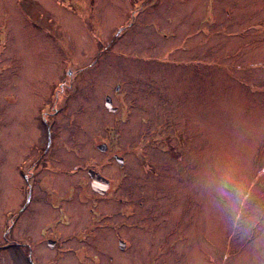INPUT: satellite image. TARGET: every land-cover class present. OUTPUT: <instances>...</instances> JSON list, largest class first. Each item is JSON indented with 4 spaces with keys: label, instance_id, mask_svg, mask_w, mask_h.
<instances>
[{
    "label": "rangeland",
    "instance_id": "rangeland-1",
    "mask_svg": "<svg viewBox=\"0 0 264 264\" xmlns=\"http://www.w3.org/2000/svg\"><path fill=\"white\" fill-rule=\"evenodd\" d=\"M226 167L264 215V0H0V264H264L206 188Z\"/></svg>",
    "mask_w": 264,
    "mask_h": 264
},
{
    "label": "clouds",
    "instance_id": "clouds-1",
    "mask_svg": "<svg viewBox=\"0 0 264 264\" xmlns=\"http://www.w3.org/2000/svg\"><path fill=\"white\" fill-rule=\"evenodd\" d=\"M206 188L218 209L232 221L235 230L249 232L264 221L260 208L252 207L253 191L251 186L240 179L230 169L211 173L207 176Z\"/></svg>",
    "mask_w": 264,
    "mask_h": 264
},
{
    "label": "flooded vegetation",
    "instance_id": "flooded-vegetation-1",
    "mask_svg": "<svg viewBox=\"0 0 264 264\" xmlns=\"http://www.w3.org/2000/svg\"><path fill=\"white\" fill-rule=\"evenodd\" d=\"M55 112H58V110H56ZM52 125H54V121H51V123L47 124L46 127H45V129L47 131V134H48V137L46 138V140L44 139V142H43L42 146L38 145L36 147H32L31 149H29L31 151V156L33 157L32 159H30V161H29L30 163L29 164H20V166H19V169H21V174H22L21 176L24 177V179H25V183L23 182V184H24V186L27 185L25 190H24V186H23V188L21 187L19 192L20 193L22 192L23 194L26 195V199H25L27 201V202H25L26 205H27L29 199L32 196V192H34V187L38 184L36 182V179H38L39 173L43 172L46 169V166H47L46 164L48 163V157L51 155V154H48V153L51 151V147L54 144L53 143V139H52V137L54 135V131H52ZM106 151H107V148H106L105 152ZM105 152H103L101 154H104ZM28 155H30V153ZM115 158H116V156H114V155L110 157L111 161L112 160H116ZM25 166H26V168H25ZM90 170H92V169H90V168L87 169V174H88L89 179H90V187H91V178H90V175H89V171ZM95 172H97V173H99L101 175L100 172H98V171H95ZM101 176H103V175H101ZM24 179H23V181H24ZM109 187H110V185H109ZM109 187H108V189L106 190V192L104 194H100V193L94 191L92 188H91V190L93 191V195H96L100 199H102V198L108 197V195L110 193ZM45 196H47V193H45L44 197ZM55 196L58 198L57 195H55ZM19 205L21 206L22 202L19 203ZM17 210H16V212H17ZM16 212L7 213L8 215L4 219V222H5V225H6L4 227V231H10L11 227L13 226V224L15 222L14 220H15L17 214H18ZM67 215L63 216L61 218L62 223L66 224V225L68 224L67 222H69V219L67 220ZM15 241H16V238H15ZM50 243H51V246H53V247H51L53 249L55 247V245H56V241L49 240L48 244L50 245Z\"/></svg>",
    "mask_w": 264,
    "mask_h": 264
},
{
    "label": "water",
    "instance_id": "water-1",
    "mask_svg": "<svg viewBox=\"0 0 264 264\" xmlns=\"http://www.w3.org/2000/svg\"><path fill=\"white\" fill-rule=\"evenodd\" d=\"M106 106L111 109V101L109 98L106 99ZM118 163H122L123 159L120 157L115 158ZM89 175L91 178V187L94 191L104 194L109 187V181L101 176L99 173L90 170ZM124 246V245H123Z\"/></svg>",
    "mask_w": 264,
    "mask_h": 264
}]
</instances>
